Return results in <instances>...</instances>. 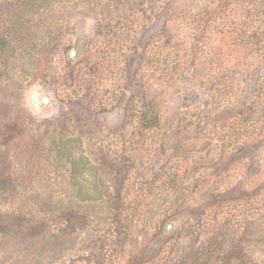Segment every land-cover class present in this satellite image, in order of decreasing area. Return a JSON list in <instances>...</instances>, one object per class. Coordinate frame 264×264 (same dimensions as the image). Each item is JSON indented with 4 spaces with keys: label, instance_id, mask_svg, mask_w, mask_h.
<instances>
[{
    "label": "rangeland",
    "instance_id": "1",
    "mask_svg": "<svg viewBox=\"0 0 264 264\" xmlns=\"http://www.w3.org/2000/svg\"><path fill=\"white\" fill-rule=\"evenodd\" d=\"M227 1L0 0V264H264V62L208 50Z\"/></svg>",
    "mask_w": 264,
    "mask_h": 264
},
{
    "label": "trees",
    "instance_id": "2",
    "mask_svg": "<svg viewBox=\"0 0 264 264\" xmlns=\"http://www.w3.org/2000/svg\"><path fill=\"white\" fill-rule=\"evenodd\" d=\"M230 4L226 0V7ZM226 10L228 12L224 17L206 25V32L208 28L214 27V23L219 26L217 30H211L206 39L208 50L213 55H226V69L249 65L250 62H264V0H234ZM203 32L204 29L201 34ZM193 36L199 35L195 31ZM142 100L145 110L141 112L142 125H159L154 99L146 97ZM237 123L236 120L234 128Z\"/></svg>",
    "mask_w": 264,
    "mask_h": 264
}]
</instances>
